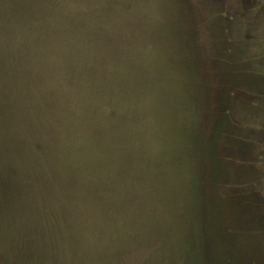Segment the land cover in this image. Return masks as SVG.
<instances>
[{
	"label": "rangeland",
	"instance_id": "obj_1",
	"mask_svg": "<svg viewBox=\"0 0 264 264\" xmlns=\"http://www.w3.org/2000/svg\"><path fill=\"white\" fill-rule=\"evenodd\" d=\"M111 262L264 264V0H0V264Z\"/></svg>",
	"mask_w": 264,
	"mask_h": 264
},
{
	"label": "trees",
	"instance_id": "obj_2",
	"mask_svg": "<svg viewBox=\"0 0 264 264\" xmlns=\"http://www.w3.org/2000/svg\"><path fill=\"white\" fill-rule=\"evenodd\" d=\"M95 184V183H94ZM93 184V185H94ZM101 186V185H100ZM99 195H100V193H99ZM102 206H106V204L104 203V204H102ZM111 260V257L107 260V262H109ZM111 263H113V262H111ZM114 264V263H113Z\"/></svg>",
	"mask_w": 264,
	"mask_h": 264
}]
</instances>
